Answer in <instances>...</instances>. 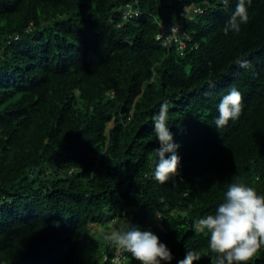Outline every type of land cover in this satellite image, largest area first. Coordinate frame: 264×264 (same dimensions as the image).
Returning a JSON list of instances; mask_svg holds the SVG:
<instances>
[{"label":"trees","instance_id":"obj_1","mask_svg":"<svg viewBox=\"0 0 264 264\" xmlns=\"http://www.w3.org/2000/svg\"><path fill=\"white\" fill-rule=\"evenodd\" d=\"M236 2L0 0V264H98L121 224L155 233L171 264L186 251L217 264L198 220L237 178L264 195V0L225 35ZM126 6L138 14L125 19ZM191 6L201 11L181 18ZM176 21L184 47L157 36ZM231 87L241 115L217 130ZM162 103L181 157L164 184ZM248 264H264V247Z\"/></svg>","mask_w":264,"mask_h":264},{"label":"clouds","instance_id":"obj_2","mask_svg":"<svg viewBox=\"0 0 264 264\" xmlns=\"http://www.w3.org/2000/svg\"><path fill=\"white\" fill-rule=\"evenodd\" d=\"M253 0H237L235 10L226 21L225 35L231 30L239 33L241 25L249 21L248 8ZM225 9L229 0H220ZM241 68L249 67L247 60H237ZM210 86H214L209 82ZM243 96L235 87L220 100L215 127L224 128L229 121L239 118L242 111ZM168 106L162 103L157 115L152 119L154 131L159 141L155 148L158 163L155 165L153 178L161 184L174 180L181 157L177 154L179 145L174 142L173 133L169 130ZM171 155L166 158V154ZM197 230H207L209 248L217 254V264H248L261 248L264 247V195L242 183L238 178L228 187L223 203L219 204L214 215L200 218L196 223ZM122 251L130 253L140 264H171L174 254L171 249L151 231L141 230L138 226L130 229L121 224L113 228L106 236ZM200 256L193 251H186L183 259L177 264H193Z\"/></svg>","mask_w":264,"mask_h":264},{"label":"built area","instance_id":"obj_3","mask_svg":"<svg viewBox=\"0 0 264 264\" xmlns=\"http://www.w3.org/2000/svg\"><path fill=\"white\" fill-rule=\"evenodd\" d=\"M201 11V8L198 6H191L189 8H182L179 12L180 17L183 18L194 12ZM138 14V9L131 6H126L122 10V16L125 19L133 17ZM188 14V15H187ZM190 15L188 17H190ZM164 42H168L171 39L178 41L179 47H184L186 40L189 39V35L182 28L181 21H176L175 23H169L161 27L159 33L157 34ZM196 46V45H195ZM146 231V230H145ZM130 260V256L127 255V252L122 251L120 248L115 247L111 253L103 252L100 254L97 263L98 264H127ZM140 264V262H138Z\"/></svg>","mask_w":264,"mask_h":264},{"label":"rangeland","instance_id":"obj_4","mask_svg":"<svg viewBox=\"0 0 264 264\" xmlns=\"http://www.w3.org/2000/svg\"><path fill=\"white\" fill-rule=\"evenodd\" d=\"M93 228L95 229V231L101 230V226L100 225H95V226H93Z\"/></svg>","mask_w":264,"mask_h":264}]
</instances>
